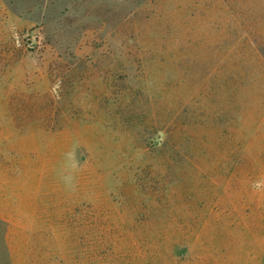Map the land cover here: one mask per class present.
<instances>
[{
  "label": "rangeland",
  "instance_id": "rangeland-1",
  "mask_svg": "<svg viewBox=\"0 0 264 264\" xmlns=\"http://www.w3.org/2000/svg\"><path fill=\"white\" fill-rule=\"evenodd\" d=\"M0 264H264V0H0Z\"/></svg>",
  "mask_w": 264,
  "mask_h": 264
}]
</instances>
